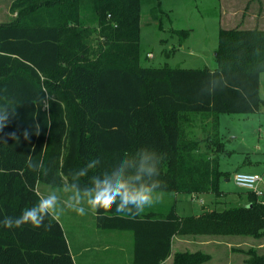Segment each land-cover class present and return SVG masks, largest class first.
I'll use <instances>...</instances> for the list:
<instances>
[{
	"label": "trees",
	"instance_id": "obj_1",
	"mask_svg": "<svg viewBox=\"0 0 264 264\" xmlns=\"http://www.w3.org/2000/svg\"><path fill=\"white\" fill-rule=\"evenodd\" d=\"M94 2L106 18L90 35L81 23V0H16L11 11L17 17L0 24V118L6 117L0 129V220L20 215L48 191L64 189L98 153L102 158L81 185L140 148L155 151L148 163L159 168V192L219 198L226 174L217 157L200 152V143L219 150L223 144L211 134L186 140L185 123L199 114L219 123L221 114L261 109L264 31L222 28L215 71L144 68L141 0ZM95 33L105 42H91ZM174 33L182 42L190 34ZM93 51L96 59L84 58ZM247 195L246 204L187 217L178 215L176 205L166 214H129L95 204L94 213L98 228L130 234L132 264H163L178 234L264 236V197ZM208 259L202 252H177L173 264ZM0 264L75 259L61 222L46 217L40 227H0ZM247 264H264V255Z\"/></svg>",
	"mask_w": 264,
	"mask_h": 264
},
{
	"label": "rangeland",
	"instance_id": "obj_2",
	"mask_svg": "<svg viewBox=\"0 0 264 264\" xmlns=\"http://www.w3.org/2000/svg\"><path fill=\"white\" fill-rule=\"evenodd\" d=\"M12 1L0 0V22L7 23L16 18L9 11ZM258 1L261 5L264 3ZM141 3L139 66L144 68L169 66L215 71L220 30L236 27L247 29V0H141ZM99 10L94 0H81L80 19L89 35V32L97 31L99 22L106 18V13L101 14ZM180 30L190 33L184 42L180 35L174 33ZM101 32L103 35V29ZM99 41L104 43L105 38L99 37L97 33L91 36V42L97 45ZM131 54L132 52L128 54V58L133 56ZM95 55L93 51L86 53L84 58L94 60ZM261 98V109L255 113L221 114L219 123L215 122L216 117L213 115L199 114L190 116L188 123H185L186 140L203 141L207 134H211L217 138V142L223 144V148L219 150V146L207 141L200 143V152L211 158L217 157L220 170L226 174L220 180L223 193L221 197L201 195L194 199L195 195L192 194L177 196L158 191L159 198L143 211L166 214L176 205L178 215L187 217L200 215L205 208L210 211L221 210L249 201L248 195L246 196L249 191L235 185L234 175L246 173L264 178V73L261 77ZM50 192L56 193L60 207L63 208L58 220L68 242L72 244L74 251L80 249L77 253L85 249L81 256L76 257V261H81L82 264H132L128 239L123 242L120 240L123 233L97 227L93 216L95 203L85 197L87 210L77 213L66 206L70 192L64 189L48 191ZM173 251L175 254L202 252L209 256L208 261L202 264H247L253 256L264 255V236L178 234L173 241ZM172 261L173 258L167 264Z\"/></svg>",
	"mask_w": 264,
	"mask_h": 264
},
{
	"label": "clouds",
	"instance_id": "obj_3",
	"mask_svg": "<svg viewBox=\"0 0 264 264\" xmlns=\"http://www.w3.org/2000/svg\"><path fill=\"white\" fill-rule=\"evenodd\" d=\"M4 118H0V129L4 127ZM155 153L154 150H136V156L126 155L115 162L114 166L97 170L93 178L81 185V178L89 176V169L94 168L96 162L102 158L97 154L89 160L78 172L74 171L69 185L64 188L71 195L67 201L77 213L87 210L84 198L87 197L97 206L101 204L115 205L116 212L138 214L145 207L151 206L158 199L160 189L159 168L156 163H148V159ZM29 166L35 169L36 165L29 161ZM63 208L60 207L59 197L55 192L40 196L38 202L32 207H26L20 215L7 216L0 220V227L16 228L25 224L33 227L43 225L45 218L58 219Z\"/></svg>",
	"mask_w": 264,
	"mask_h": 264
},
{
	"label": "crops",
	"instance_id": "obj_4",
	"mask_svg": "<svg viewBox=\"0 0 264 264\" xmlns=\"http://www.w3.org/2000/svg\"><path fill=\"white\" fill-rule=\"evenodd\" d=\"M16 0H13L12 3L10 4V8H9V11L15 16L17 17V13H13L11 11V6L12 4L15 2ZM261 1H264V0H261ZM250 2H253L252 4H249ZM263 6V7H262ZM258 8V10H257ZM12 21V20H11ZM7 22H10V21H7ZM6 23V22H5ZM0 24H2V22H0ZM253 29H259V30H262L264 31V3L261 5L260 2L257 0L256 2L255 1H252V0H247V30H253ZM180 195V194H177V196ZM247 196V194H246ZM195 198H199V196H194V199ZM203 203H205V201L203 199H201ZM242 201V199H240ZM243 202V201H242ZM248 201L246 200L245 202L243 203H240V204H246ZM206 205V204H205ZM204 205V207H205ZM93 215V214H92ZM95 217V213L93 215ZM96 218V217H95ZM123 236L120 237V240L123 242V240H126L128 239L127 242H129L130 244V238L129 236H125L126 234H122ZM175 239V238H174ZM173 239V241H174ZM70 245V248H71V252L73 254V257L75 259V264H82L81 261H76V257L77 256H81L82 252L85 250H81V251H78L79 253H77L76 251L77 250H80L79 248L74 251L73 247H72V244L69 243ZM172 249H173V245H172ZM174 251H173V254L171 255V257H169L163 264H167L170 259L173 258V261H174ZM133 257V256H132ZM173 261L170 263V264H173ZM133 263V261H132Z\"/></svg>",
	"mask_w": 264,
	"mask_h": 264
},
{
	"label": "built area",
	"instance_id": "obj_5",
	"mask_svg": "<svg viewBox=\"0 0 264 264\" xmlns=\"http://www.w3.org/2000/svg\"><path fill=\"white\" fill-rule=\"evenodd\" d=\"M234 183L239 188L253 192L259 199L264 197V178L260 175L236 173Z\"/></svg>",
	"mask_w": 264,
	"mask_h": 264
}]
</instances>
